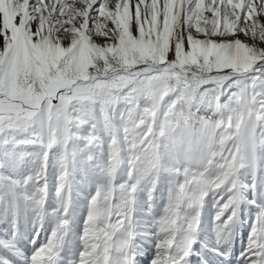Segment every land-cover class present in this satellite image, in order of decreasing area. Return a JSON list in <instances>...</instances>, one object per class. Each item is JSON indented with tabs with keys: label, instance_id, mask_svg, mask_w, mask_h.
I'll list each match as a JSON object with an SVG mask.
<instances>
[{
	"label": "snow or ice",
	"instance_id": "snow-or-ice-1",
	"mask_svg": "<svg viewBox=\"0 0 264 264\" xmlns=\"http://www.w3.org/2000/svg\"><path fill=\"white\" fill-rule=\"evenodd\" d=\"M0 37V230L7 237L0 247L12 255L20 220L29 214L36 243L47 158L53 147L63 149L56 159L58 222L30 256L17 257L24 264H139L134 238L152 243L148 264H188L199 255L192 245L200 213L186 216L185 209H200L212 194L214 231L222 241L235 222L238 170L253 166L264 186L257 163L264 156V0H0ZM148 97H162L160 107ZM181 105L189 108L187 117L176 115ZM201 109L209 115L199 116ZM210 127L218 143L203 156L204 170L172 171L163 216L154 231L142 229L136 193L152 190L158 144L175 146L187 137L200 146ZM121 140L130 182L113 186ZM103 144L104 163L93 165L91 155L84 162L109 179L88 198L76 235L67 217L70 178L79 154ZM27 146L38 149L39 164L20 176L19 165L32 154L17 149ZM207 251L215 257L211 264H230L231 253L219 242ZM236 260L264 264V206ZM0 264L12 262L0 256ZM200 264L210 261L202 256Z\"/></svg>",
	"mask_w": 264,
	"mask_h": 264
},
{
	"label": "rangeland",
	"instance_id": "rangeland-1",
	"mask_svg": "<svg viewBox=\"0 0 264 264\" xmlns=\"http://www.w3.org/2000/svg\"><path fill=\"white\" fill-rule=\"evenodd\" d=\"M34 0H30V3ZM47 2V0H46ZM70 2V0H69ZM134 3V0H132ZM98 6V5H97ZM134 11V9H133ZM110 23V22H109ZM111 26V25H110ZM133 35H136L135 25L132 26ZM99 42H103L102 37H95ZM3 38L0 37V47H2ZM120 107L116 109V114L120 112ZM199 116L209 115L205 110L201 109L198 113ZM213 119L217 118L215 116ZM88 126L85 125L81 130V135L87 134ZM81 148L83 144L79 145ZM11 147V146H9ZM71 148V145H69ZM120 156L121 164L111 177L113 186H119L125 182H130L128 160V148L123 140L120 143ZM17 151H25L32 155L27 156L19 165L18 175L25 176L39 164L37 159L38 149L34 146H27L24 149H17ZM63 149L61 147H53L48 155V166L45 174V181L47 184V195L43 205V216L40 221L39 234L35 245L31 243L33 235L36 234L37 228L34 226V219L31 214L27 219L21 218L19 227V235L15 238V245L18 249L16 255H12L6 251L4 247H0V256L6 257L12 262V264H24L21 259L17 257L30 256L35 247H39L42 242H46L49 235L52 233L54 227L57 224V215L54 210L60 208V200L56 194V184L58 177V168L56 159L59 157ZM87 155L93 157L92 164L100 165L107 160L108 150L107 144L92 147L85 153H80L77 157L76 164L73 168V172L70 178V191L68 193L69 210L67 213L69 226L72 232L79 235L82 229L83 220L87 212V202L91 194H94L96 186L106 183L108 177L101 175L99 167L96 168L95 173L84 162ZM158 159L160 164V171L157 174L155 183L152 185L151 192H146L143 189L136 193L137 211L134 213L135 219L138 221L142 229L147 231H154L152 228L153 222L161 218L164 214V209L167 205L169 190L173 177L172 171L178 170L180 173L184 171L181 168L179 160L177 159V152L175 146L165 147V142L161 141L158 144ZM257 163L264 167V156L257 161ZM2 171V170H0ZM12 175L11 172L7 173ZM119 174L124 177V183L120 182ZM236 179L241 186L239 192L235 222L231 226V231L222 241L217 233L214 231L213 217L216 212V208L213 206L214 197L212 194L207 196L209 200L204 206L202 218L199 224V230L195 237L194 245L192 246L193 253H199V255L189 256L188 264H200L201 257L211 260L215 259L212 253L207 251L208 247H216L219 245L226 248L231 256L229 257L230 264H239L236 257L240 256L244 250L248 238L249 232L253 225L254 219L257 217V208L260 203L259 194L261 191V178L260 173L255 170L253 166L246 165L238 170ZM255 182V190L251 185ZM247 186V187H245ZM206 199V200H207ZM255 201V203H249V201ZM3 226L0 225V229ZM0 238L7 239L4 236V232L0 230ZM65 239H69V235H66ZM136 239V242L142 254L137 256L139 264H148L153 257L152 243L147 240ZM65 260L68 258L69 249L66 245H61V251L59 253ZM217 264L219 261L217 260Z\"/></svg>",
	"mask_w": 264,
	"mask_h": 264
},
{
	"label": "bare ground",
	"instance_id": "bare-ground-1",
	"mask_svg": "<svg viewBox=\"0 0 264 264\" xmlns=\"http://www.w3.org/2000/svg\"><path fill=\"white\" fill-rule=\"evenodd\" d=\"M175 150L177 152V159L181 165L182 170L188 172H198L204 170L205 161L203 160L202 152L200 146L195 142L190 140L187 137L179 138L177 143L175 144ZM120 182L124 183V177L122 174H119ZM262 186V181H261ZM205 197L203 202V206L200 209L196 208H188L185 209V215L191 216L195 215L197 211H199V221H201L202 213L204 210V206L208 203V199ZM260 203L257 208V215L261 210V206H264V186H262L260 194H259ZM194 245V243H193ZM192 245V246H193ZM189 262V257H188Z\"/></svg>",
	"mask_w": 264,
	"mask_h": 264
},
{
	"label": "clouds",
	"instance_id": "clouds-1",
	"mask_svg": "<svg viewBox=\"0 0 264 264\" xmlns=\"http://www.w3.org/2000/svg\"><path fill=\"white\" fill-rule=\"evenodd\" d=\"M147 100L149 103H152L155 107L159 108L162 103L163 98L161 97L159 99H156L154 97H148ZM191 111L193 115H195L196 110L192 109ZM175 112H176V115L178 116L187 117L189 114V108L186 105H181L175 109ZM169 115H171V112H169ZM193 123H196V121L193 120ZM214 135H215V129L210 127L207 133L205 134V139L200 144L202 156L210 153L213 150V148L216 146V144L218 143L217 141H214L213 139ZM157 136L159 138V133L157 134Z\"/></svg>",
	"mask_w": 264,
	"mask_h": 264
}]
</instances>
